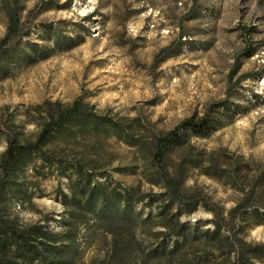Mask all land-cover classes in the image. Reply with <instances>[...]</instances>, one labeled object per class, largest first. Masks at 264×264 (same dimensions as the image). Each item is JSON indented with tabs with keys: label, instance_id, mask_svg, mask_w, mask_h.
<instances>
[{
	"label": "rangeland",
	"instance_id": "374dc122",
	"mask_svg": "<svg viewBox=\"0 0 264 264\" xmlns=\"http://www.w3.org/2000/svg\"><path fill=\"white\" fill-rule=\"evenodd\" d=\"M11 4L0 0V39ZM17 9L30 33L0 58V156L8 138L33 142L77 98L108 124L53 134L48 159L31 157L18 173L24 200L5 203L4 212L19 225L61 232L65 200L89 179L130 192L144 221L122 264H237L241 251L225 253L229 232L222 228L214 238L205 232L215 224L211 206L225 218L245 191L264 188V0H18ZM56 31L76 45L54 50ZM45 47L49 57L30 63ZM223 101L227 115H219L217 130L191 137L163 162L184 194L208 206L198 201L163 211L167 197L152 164L153 144ZM178 210L182 237L160 222L172 223ZM114 235L121 236L94 221L80 226L81 264H111ZM240 236L242 256L264 264V253L249 251L264 246V225H247Z\"/></svg>",
	"mask_w": 264,
	"mask_h": 264
},
{
	"label": "trees",
	"instance_id": "16d2710c",
	"mask_svg": "<svg viewBox=\"0 0 264 264\" xmlns=\"http://www.w3.org/2000/svg\"><path fill=\"white\" fill-rule=\"evenodd\" d=\"M17 5L18 0H12V4L5 8L7 28L0 39V58L8 52L13 43H19L28 38L30 33L25 22L20 19ZM86 20L88 18H84V21ZM43 30L51 33L52 27L46 25ZM53 42L54 50H68L76 45V40L58 31L54 32ZM50 53L49 48L45 47L37 57L30 56L29 62H34L35 59H46ZM238 67L236 60L231 75L237 71ZM211 106L201 116L193 115L184 119L171 131L157 138L153 144L152 164L164 185V195L167 197L163 211L177 205L187 208L198 201L208 206L205 198L184 194L178 179L164 170L163 162L172 149L186 145L191 137L205 138L217 130L221 122L219 115H227L228 105L226 101H223ZM106 122V118L96 116L91 106L86 105L81 98H77L71 107L50 119L33 142L19 143L12 137L7 139L5 151L0 156V264H81L83 245L78 241L79 227L88 226L90 221H94L96 226L106 231L121 234V236L114 235L110 257L111 264H122L128 255L135 230L144 222L134 207L133 196L128 191L108 189L101 183L91 184L89 179L85 180L83 186L71 190L69 203L65 200L63 205L68 218L62 220L63 229L58 233L49 231L39 224L19 225L15 217L4 212L5 203L24 200L22 188H19L18 173L28 165L27 159L31 157L38 156L41 161L48 159L45 147L53 134L70 130L71 125L98 130L105 127L108 124ZM258 177L256 178L258 181L263 178L262 174ZM64 197L66 199V196ZM210 209L215 218L213 221L215 224L211 232H205L206 235L210 234L214 238L222 228L227 230L229 236L226 238L228 246L225 253L241 251L242 255H245L246 244L240 235L247 225H264V188L253 186L249 191H245L240 202L229 210L225 218L216 206H211ZM181 214V210L176 211L172 216L174 217L172 223L166 222L164 217L160 218V222L166 223L165 227L177 237H182L185 230L184 225L178 220ZM237 219L243 225L234 226V221ZM93 232L91 230L89 234ZM125 234L127 235L124 236ZM177 250L178 243L170 251V255ZM249 251L251 254H263L264 246L250 248ZM242 255H239L241 258L238 256L237 264H251L249 258ZM133 264H146V261L141 260Z\"/></svg>",
	"mask_w": 264,
	"mask_h": 264
}]
</instances>
